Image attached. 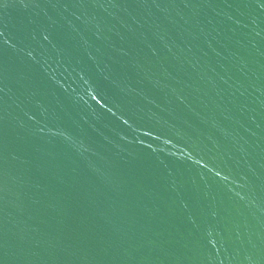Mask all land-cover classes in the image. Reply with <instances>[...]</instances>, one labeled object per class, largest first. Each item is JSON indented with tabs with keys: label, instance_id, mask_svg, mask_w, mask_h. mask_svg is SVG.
Wrapping results in <instances>:
<instances>
[{
	"label": "water",
	"instance_id": "1",
	"mask_svg": "<svg viewBox=\"0 0 264 264\" xmlns=\"http://www.w3.org/2000/svg\"><path fill=\"white\" fill-rule=\"evenodd\" d=\"M0 264H264V0H0Z\"/></svg>",
	"mask_w": 264,
	"mask_h": 264
}]
</instances>
